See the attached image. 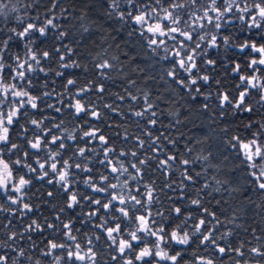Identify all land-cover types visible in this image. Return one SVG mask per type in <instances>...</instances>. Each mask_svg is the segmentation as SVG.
<instances>
[{
    "label": "snow or ice",
    "instance_id": "snow-or-ice-1",
    "mask_svg": "<svg viewBox=\"0 0 264 264\" xmlns=\"http://www.w3.org/2000/svg\"><path fill=\"white\" fill-rule=\"evenodd\" d=\"M105 3L106 10L111 9V12L117 13L118 19L123 23L127 32V37H135L134 45H139L144 50L140 56H132L131 59L134 60L142 56L143 59L149 61H153V58H155V64L165 61L171 69L166 71L165 75L181 88H184L185 83L190 84V87L187 88L189 94L195 93L193 99L197 96L203 97L202 108L204 110L211 107L209 99L212 92L201 91L209 82V77L199 75L197 68L203 71V64L207 63L212 66L217 63L211 58L205 61L203 57L209 54L207 49H217L230 43L225 39V35L230 32V29L237 26V21H242L244 28L254 29L237 46L238 51L244 54L242 56L246 61L244 68L264 72V34L260 32V29L264 28V0H252L251 8H248V0H243L242 3L237 5H229L226 0H212L211 5H203L206 9L203 15L199 12L195 13L190 26L188 25L189 14L185 11L187 6L179 4L178 0H105ZM193 3L201 4V0H193ZM57 6V3H53L54 8ZM178 9L184 12L183 16L180 15ZM33 19L39 20V17ZM179 25H186L192 30H185ZM205 25L214 29V34L208 40H204L201 36ZM225 25H228V28H225ZM19 27L20 31L14 36L11 34L5 36L3 31H0V46L3 47L0 58L6 62L3 67H0V190H4L6 193L4 197H0V200L6 201V203H0V212L9 213L13 216V219L17 216L26 217L34 211V206L29 202H25V197L28 195L27 190L33 182L41 180L50 185L55 182L65 194L64 206L59 208V213H64L66 209L79 208V215L85 217V223L96 218L98 222L94 223L93 227L102 230L106 234L107 240L115 245L116 252L120 254L119 256L113 255L112 260L121 261V257L126 254V250L134 251L132 241L142 242L145 234L155 238L152 243L157 240L163 241L161 223L155 217L159 216L163 219H168V217L162 211L154 212L152 206L160 203L158 191L167 196V193L164 192V188H167L174 194V196H167L169 200L183 201L187 197L188 207L192 210L185 211V207L175 204L171 205L167 211H174L176 214L182 215L185 223L192 219L193 215L198 217L196 228L202 230V239L199 243H210L212 245V248H205L204 252L212 251L220 256L235 253V256L231 258L232 264H246L243 258L248 253H254L261 260H264V245L249 248L246 240L237 244L234 239L223 242V246L221 243H217L218 239L224 241L225 236L233 237L234 233L230 231L218 235V230L225 226V222L234 223V221L228 218L221 221L217 212L207 206L205 199L210 193L204 191V189L210 188V185L202 184L199 188L194 189V196L188 195L189 182L192 184L197 183L201 173L197 171L195 175L192 174L194 162L189 158H185L183 153L177 156L171 154V150L164 151L165 146L161 143L162 140H167L173 146L177 144V140L169 139L168 136H163V134L154 135L151 129L147 127L149 124L155 126L158 123V120L155 119L158 113L152 111L154 103L149 99L150 92L146 91L142 94L144 106L140 110H135L132 104L139 102L141 95L133 94L128 89H124V95L120 93L109 94L116 100L126 102L127 110L131 112L132 116L139 118L136 121L138 126L140 120L146 122L143 126V132L148 139L145 141L139 135L136 136L139 141V148L143 149L147 143L148 152L163 153V158H160L159 155H148L147 152L141 156L139 151H117L110 144L111 138L106 137L99 126L89 124V118L93 120L104 118V114L102 115V112L97 110V102L101 101L104 94L107 93V86L103 81L112 79L110 71L113 65L107 61L103 64L94 63L93 68L96 70L94 74H98L100 79H89L86 84L81 85L75 92L70 91L68 86L77 85V80L69 78L62 85L63 92H56L55 89H52V91L33 94L30 89H33L34 85L29 74L42 72L45 77L48 76L49 71L54 72L57 77H63L65 74L56 69L43 67L42 61L55 58L58 67L63 68L65 71L69 68L83 67L84 71L87 72V65H82L79 61L71 58L76 53L70 44L53 47L52 51L57 54L55 57L50 55L49 51L40 49L39 44H37L40 37H47L51 29L60 27V25L54 23L53 19H47L39 25L32 22L22 23ZM68 35L64 31H58L55 40L63 41ZM257 36H259V39H257ZM237 40H240V38L237 37ZM12 41L17 42L16 47H20V41L24 42L23 58L19 54L10 53L9 50L12 47L10 42ZM75 43L78 44V41ZM197 53H199V57ZM123 55L128 56L129 54L124 52ZM235 58L236 56H233L234 60H236ZM9 60L11 63H8ZM123 67L124 64L121 60L120 68ZM232 71L237 73L234 79L240 82L235 85L238 95L234 96L232 92L217 89L218 100L215 106L224 111L216 112V116H226L231 109H235L237 113L243 110L247 114L253 111L251 107L244 106L249 102V89L256 86L255 77L251 72L247 77L239 75L238 73L242 71L239 62L233 64ZM147 79H151V77ZM128 82L129 84L135 83L131 80ZM215 83L220 85L221 81L217 79ZM42 87L46 89L48 87L47 83ZM89 94L96 95V102L88 98ZM53 95L57 98L55 102H51ZM65 97H68L67 103H65ZM41 103H44L47 109H51L56 113H61L65 107L68 108L69 115L79 118L78 120L83 121V124L89 125V127L76 128L75 133L72 135L67 133L57 134V132L61 133L62 131L63 120L49 125L46 124V121H54V117L42 115L40 118H35L30 115V110L40 113L44 111L40 106ZM57 104L61 106L57 107ZM99 107L124 117V112L114 103L100 104ZM20 117L27 118L25 124H20L19 127L24 129V133L31 132V137L26 139L25 143L28 148L34 150L32 153L24 151L22 155L25 158L31 157L33 163H25L28 160H21V154L14 151L19 148V144L13 142L9 126L16 124ZM26 125L32 127L28 128ZM252 127L253 125H249V128ZM261 128H264V125L257 126V129ZM223 131L226 132L228 129L224 128ZM114 135L119 134L114 133ZM122 139H128L126 130ZM67 141H77V144L73 148ZM81 141L83 142L82 146ZM93 141L99 143V148L89 147V144ZM227 143L235 150L239 158L242 157L241 163L248 169L246 173L248 181L260 193H264V131H250V138L247 139L242 135H232ZM70 148L72 154L64 158L65 153ZM187 151L191 152V149L187 148ZM34 154L36 155L34 156ZM40 155L43 156V160L39 159ZM99 155H103V159H94ZM12 156L16 158L12 159ZM76 156H80L85 162L83 166L80 161L74 159ZM127 156L134 159H122ZM33 164L36 166H33ZM96 164H99L101 168L93 166ZM153 165L155 170L160 171L165 176L166 183L159 189L155 186V181L144 182L145 177L141 175V173L152 171ZM74 170H79V172ZM131 170H134V172ZM81 173L87 174V182L83 184V187L88 189L87 192L81 191L79 187L82 179ZM122 173H127L132 181L140 185L136 188L135 193L132 192V187L129 185L128 200L116 191ZM170 173H178L179 180H169ZM137 176L139 180H137ZM238 190L229 189V191ZM213 191L219 192L221 189L217 188ZM201 193H204V196ZM54 195L53 191L47 192L48 197ZM9 203L17 207L8 210L7 205ZM216 203L219 204L220 201L217 200ZM35 207H38V205ZM85 208L89 209L86 213L84 212ZM137 212L142 214L137 215ZM200 213L203 215H200ZM131 224L137 226V231H128L127 236L130 237L128 239L125 238V227ZM9 225L16 228L12 220L3 225V228L5 226L9 227ZM236 227L239 228L240 226L236 225ZM75 231L78 230L75 229L71 218L68 222H65L60 215H57L55 222H52L49 217H45L42 223L38 222L37 219H32L29 223L24 224L23 232L17 229L11 234L10 238L15 239L17 234L24 238L25 233H27V238L32 240L31 234L33 233L42 236L44 232H49L52 239L44 245L46 248L55 251L65 248L64 243L58 244L55 242L56 234L59 233L60 236L76 241ZM245 232H247V229H245ZM261 232L262 235L257 236L255 230H253V239L258 243L264 239V229H261ZM86 235L87 233H85ZM176 235V232L171 234L174 239ZM95 239H101V236L96 235ZM92 243V239L87 240L86 252L81 251L79 242L75 243V250L67 252V259L72 261V264H77V262H80V264H97V254L92 247ZM198 250L199 245L192 253L191 264H197V260L199 264H213L211 259L205 260L204 255L200 254L198 256ZM146 257H159L160 260L170 261L171 264H177L178 260H183L181 251L167 255L162 250L153 252L145 247H142L139 253L135 255V260H143ZM10 260L11 256L0 253V264H8ZM121 264H133V261L131 259L123 260ZM185 264H189V262H185Z\"/></svg>",
    "mask_w": 264,
    "mask_h": 264
},
{
    "label": "clouds",
    "instance_id": "clouds-1",
    "mask_svg": "<svg viewBox=\"0 0 264 264\" xmlns=\"http://www.w3.org/2000/svg\"><path fill=\"white\" fill-rule=\"evenodd\" d=\"M57 0H53V3H56ZM90 2L98 3L99 0H90ZM243 0H226V3L229 5H237L238 3H242ZM39 3V0H0V31H3L5 36H9L10 34L14 36L16 33L20 31V24L27 23L30 18V13L35 10L36 5ZM53 3L51 7L47 9L49 14H52ZM179 4L186 5L185 11L188 12V25H191L192 20L194 19V15L196 12H199L201 15L205 12V8L203 7L204 4H212V0H201V4H194L193 0H178ZM67 6V7H66ZM214 6V5H213ZM100 7H103L100 4ZM252 7V0H248V8ZM67 8H72V0H64V3L61 4L59 12L56 13L57 19L59 16H66L67 23L64 26V32L68 33V38L71 39L73 42H77L82 40L86 46V53L87 55L84 57V64L87 65V72L89 74L94 73L96 70L93 68L94 63L103 64L105 61L109 62L113 65L112 70L110 71V76L112 79L108 80L111 81L113 85L117 83V78L119 82L124 86L125 89H128L129 92L135 93L136 95H142L146 90H142L140 86L137 84V80L140 79L139 76H136L135 79L132 78L133 75L136 73H145L151 79H154L156 76L159 77L160 80L164 81L165 84H168L167 76L165 75L166 71L171 70L168 66L165 67L167 64L165 61H160L159 64H155V58L153 61H149L141 59L139 61H133L131 59L132 56H140V54L144 51L139 45H134L135 37L123 38L122 41L118 40V37L122 36V33L119 29L124 28L123 23L118 19V15L116 12H111V9H104L100 15L93 18V14L91 12L85 11V7H80L78 10L67 11ZM78 11V14H77ZM180 15L183 16L184 12L179 10ZM111 12V14H109ZM43 15L40 13L36 17ZM199 23V22H197ZM237 26L232 28L234 31H230L225 35V39L230 43L222 45L217 49H207V52L210 53V50L214 51V55L211 59L217 61L215 65L209 66L207 63L202 65L203 71L200 68H197V72L199 75H207L209 77V82L206 84L207 88L210 92H212V84L210 81L215 77L216 74V66L219 65L223 68L224 72H229L234 74V77L237 73L232 71L233 64L236 60L233 59V56L242 57L244 54L238 51V45L242 42L241 40H237L238 31L240 34L243 33H250L247 28L243 27L242 21H237ZM58 25V24H57ZM179 27L184 28L185 30H192L190 27L186 25H179ZM111 28L112 35L108 31ZM225 28H228V25H225ZM199 30V29H196ZM261 34H264V28L260 29ZM214 34V29L210 28L208 25H205L204 31L201 32V36H203L204 40H208ZM259 39V36H257ZM99 41L97 43L96 41ZM250 43V41H249ZM127 49L129 60L123 61L124 67L120 68V56L125 52ZM3 51V47L0 46V52ZM199 57V53H197ZM203 59L207 61L209 58V54H206ZM250 59V58H248ZM6 62L0 58V67H3ZM135 65V66H133ZM143 65V66H141ZM244 68V64H241V69ZM63 69V68H61ZM72 69V68H69ZM255 77V88L249 89V96H248V104L244 107H251L253 109L252 112L248 113V115L241 121L245 130L256 132V131H264V128L255 129L249 128V125H264V72L254 71L253 69H247L238 73L239 75H244L247 77L249 73ZM96 77L98 80L100 79L99 75L97 74ZM135 81L134 84H129L128 81ZM107 82V81H104ZM240 83V82H239ZM172 84H175L177 88H180L174 81ZM190 87V84L185 83L184 89ZM139 90V91H138ZM220 91H224L223 88ZM233 95H238V90L235 89L232 91ZM124 95V94H121ZM188 95H195L191 93ZM211 96V97H212ZM215 100H218L216 92L214 93ZM117 101L113 97V103L120 107L121 111L127 114V104L125 103V107H121V103H117ZM125 102V101H120ZM137 103H133L132 107L135 108ZM209 103L211 107L201 113V116L206 117V124L209 131L205 135H196L195 136V143L191 147L188 145L187 148L191 149V152H186L184 155L194 162V165L199 163L201 168L200 172L201 176L200 179L204 181L203 184H208L211 187L204 189V191L209 192V196H213V193H227L228 197L231 198L232 201H235L237 198L233 195V193L237 191H229V189H238L233 185L238 182L241 178V174L243 169L240 168L238 165L234 164V161L239 160L240 164L241 159L237 156V154L233 151L229 144L227 143L228 140L231 139L233 135L230 131H223V127H221V121L227 122L229 119L236 116L237 111L235 109H231L226 116H216L212 115L213 110L216 112L224 111L215 106L212 103L211 98L209 99ZM108 111V110H107ZM102 115L104 114V109L101 110ZM109 113H112L108 111ZM239 113H244L243 110H240ZM168 115L175 121V127L177 131L180 133L181 136H186L187 134L184 132V129L188 127L189 123H194V121H188L185 123L183 119L179 118V110H170ZM74 118V117H73ZM135 116H133V122L136 123ZM79 118H74V120H78ZM214 125V127H213ZM76 128H69L65 123L62 125V131L60 134L67 133L69 135L74 134ZM193 136H188V139H192ZM177 140V144L179 140ZM128 146V141H125V147ZM17 154H21L24 151V145H19V148L14 150ZM189 153L191 154L189 156ZM36 154H34L35 156ZM115 155V154H114ZM229 155H231V159H229ZM21 160H24L23 156H20ZM39 159L43 160V156L40 155ZM76 161H80L82 166L84 165V161L80 156L74 157ZM97 159V157H94ZM124 160H133L134 158L131 156H127L123 158ZM227 161V163H226ZM25 163H30L29 161H25ZM51 163V161H49ZM94 167L96 165H93ZM209 170H212V173H209ZM235 171L236 175L233 176L232 172ZM39 174V173H37ZM81 185L87 182V174L84 175L81 173ZM243 179H247V177H243ZM137 180L139 177L137 176ZM37 182L43 184L44 181L36 180ZM130 182H133L127 173H122L120 175V180L118 182V187L116 189L119 195H123V197L128 200L129 199V185ZM11 183V181H9ZM221 189V191H213V189ZM57 189V191H59ZM84 191L87 192L88 189L84 188ZM111 191V189H109ZM257 193L259 191L255 189ZM134 193V190L132 189ZM6 194V193H4ZM55 198V197H53ZM259 203L256 204L257 216L261 223H264V216H261L260 213L264 212V194H261L259 197ZM86 203V201H85ZM175 205V203H172ZM181 206L187 208V202L181 201ZM228 207L231 209L230 213H226L228 219L233 220L234 223H227L225 222V231L218 230V235L224 234L226 232H232L237 229L236 225H239V228H243L244 231L246 227L243 224L237 223V218L240 216L245 215V208L247 207L246 204H240L238 206H233L232 203L228 204ZM7 209L11 210L12 207L10 204L7 205ZM74 210V209H69ZM168 219H164V222H167L171 219V225L165 229L163 223L160 224L162 229L163 241L157 240L155 243L149 241L151 237L148 234L143 236V241L145 243V248L151 249L153 252L156 251H163L167 255H171L170 252H176V249H180L181 251H187L188 248L195 246V250L199 245V253L204 255L207 253V257L205 260L211 259L213 264H221L222 258L220 255L214 254L212 251L202 252L201 249L205 248H212L210 243L200 244V240L202 239V230H198L196 228V224L198 223V217L193 215L192 219L188 220L186 223L183 222L182 215L176 214L174 211H168L167 216ZM228 225H232L233 227H228ZM16 229L14 227L9 228L5 226L4 228L0 229V251L8 250L4 252L5 254L9 255L10 252H15L14 256H11V260L8 264H72V261L67 259V252L73 251L74 244L79 242L81 244V251L86 252L87 249V240L92 239V247L95 248L97 254V264H111L110 260L105 259V252L101 251V248L96 247V243L94 242L93 238L96 237L97 233L95 231L88 232L87 235L85 234L80 237V239L76 241H71L70 238L66 237L64 242L65 248L64 249H57L53 251L52 249L46 248L45 245L41 247L43 244L42 241H32L26 237H24L25 242L21 244V237L17 234L15 239H11V234L15 232ZM51 231V230H49ZM129 231H137V226L131 228ZM176 232V238H172L171 234ZM27 234V233H25ZM61 238H64L61 236ZM231 236H225L224 241L217 240V243L227 242ZM71 241V244L68 243ZM95 241H100V239H95ZM59 244V243H58ZM150 244V247L147 246ZM35 245V246H34ZM104 242L101 241V247H103ZM264 245V243H258L255 239H253V243L251 247H259ZM250 248V247H249ZM106 251L108 255L111 256L112 260V253H117L115 248H112L111 245L107 246ZM257 256L254 253H248L244 256V261L246 264H252V261H255V264H264V260H257ZM236 259V258H234ZM124 260V257H121V261H117V264H121ZM177 264H180V260L177 261ZM191 264V262H189Z\"/></svg>",
    "mask_w": 264,
    "mask_h": 264
},
{
    "label": "trees",
    "instance_id": "trees-1",
    "mask_svg": "<svg viewBox=\"0 0 264 264\" xmlns=\"http://www.w3.org/2000/svg\"><path fill=\"white\" fill-rule=\"evenodd\" d=\"M53 3V0H39V3L36 5L35 10H33L30 13V18L27 22H32L36 23L37 25L41 24L42 22L46 21L47 19H53L54 23L60 25L59 28H53L51 31L48 33L47 37H40V39L37 41V44H39V47L41 50H47L50 52V55L55 57L57 54L52 51L53 47H60L61 44H70L71 47L73 48L74 52L76 53L75 55H72L73 60L79 61L82 65H84V57L87 55L86 53V46L85 43L80 40L78 41V44L73 42L71 39L68 37L65 38L63 41H58L55 40L56 33L58 31H64V26L67 23V18L66 16H59L57 19L56 13L59 12L60 6L62 3H64V0H57V7L52 9V14H49L47 12V9L51 7ZM100 4L103 5V7H100ZM67 7V6H66ZM80 7H85V11L91 12L93 14V18L96 16L100 15L101 12L104 11L106 8V3L105 0H99L98 3H93L90 2V0H72V8H67V11H73V10H78ZM40 13H43V15L40 16L39 20L33 19ZM78 14V11H77ZM122 33L121 37H118L117 39L122 41L123 38L127 37V32L124 28L119 29ZM110 33H112L111 28L108 29ZM230 31H234V29H230ZM237 37L240 38L242 41L245 36L250 35V33H243L240 34L238 31L236 32ZM112 35H115V33H112ZM43 41V43H41ZM99 43V41H96ZM12 47L9 50L11 54H19L23 58L24 54V42L20 41V47H16V41L10 42ZM63 51V49H62ZM125 52H127V49H125ZM214 55V51L210 50L209 53V58H211ZM120 59L122 61H128L129 56H125L121 54ZM141 57H137L133 61H139ZM236 62H239L241 64L246 63V61L242 57H236ZM8 63H11L9 60ZM42 66L48 69H56L61 72H64L63 77H57L55 76V73L52 71H49L48 76L45 77V74L42 72H37V73H32L29 74L31 79L33 80V85L34 88L30 89V91L33 92V94H40L44 91H52V89H55L56 92H63V84L66 82L67 79H75L77 80V85L72 86L69 85V90L72 92H75L77 88H79L81 85H84L87 83L89 79H94L98 80L96 75L94 73L89 74V72L84 71L83 67L81 68H72L68 69L65 71L64 69H61L58 67V64L56 62V59L53 58L48 61H42ZM135 66V65H133ZM143 66V65H141ZM168 65L165 64V67ZM242 71L247 70L245 68L241 69ZM136 76H139L140 79L137 80V84L140 86L142 90H146L150 92V97L149 99L154 103V108L152 111H155L158 113V116L155 117V119L158 120V123L153 126V125H147L149 129L153 132L154 135H161L163 136H168L169 139L176 138L179 140V143L173 146L172 144L168 143L167 140H162L161 143L165 146L164 151L167 152L171 150V154L179 156L180 153L185 154L187 152L186 145L191 147L195 143V136L196 135H205L209 131L207 128L206 124V117L201 116V113L207 110H204L202 108V104L204 103V99L202 96H197L195 99H193V96L195 95H188L189 90L184 89V88H177L175 84H172V80L170 77L167 78L168 84H165L164 81L160 80L158 76H156L154 79H147L148 76L145 73H136L135 75L132 76L133 79L136 78ZM219 79L221 81L220 85H217L215 81ZM54 81V82H53ZM8 82H14V81H8ZM47 83L48 87L45 89L42 87ZM103 83L106 84L107 86V93L104 94V97L101 101L97 102V110L101 111L102 109L99 107L100 104L104 103H113V96H111L109 93H120L124 94V86L119 82V79L117 78V83L113 85L111 81H107ZM212 84V91H213V96L210 97L211 101L213 104L216 103L214 93L216 92L217 89L223 88L224 91H229L232 92L235 90V85L239 83L237 79H234V74L229 72H224L223 68L220 67L219 65L216 66V74L215 77L210 81ZM201 91H209L207 86L201 89ZM194 93V92H193ZM135 94V93H134ZM195 94V93H194ZM90 100L93 102H96V95L95 94H89L88 97ZM56 96L53 95L51 98V102L56 101ZM68 102V97H65V103ZM131 102V101H129ZM117 103H121V107H125L126 102H120L117 101ZM41 108L44 109L42 113L40 112H35L34 110H30V115H33L35 118H40L42 115L43 116H50L54 117V121H46V124H51V123H59L60 120H63L64 123L67 125L69 128H79L83 126L84 128H88L89 125L83 124V121L81 120H74V118L69 115V109L64 108L61 113H56L55 111L51 109H47L45 107L44 103L40 104ZM61 105L57 104V107H60ZM144 102L142 99L139 100V103L136 105L135 110H140L143 108ZM179 110V118L183 119L185 123H188V121H194V123H189L188 127L184 129V132L187 134L186 136H181L180 133L177 131L175 127V121L168 115V112L170 110ZM212 115H216V111L213 110ZM247 113H236V116L229 119L227 122L221 121V127L228 129L233 135H242L244 138H250V131L245 130L241 121L244 120V118L247 116ZM26 117H20L18 119V122L12 126H9L10 128V136L13 140V142L19 144V145H24V151H28L30 153L34 152V150L30 149L27 147L25 141L26 139L31 137V132L24 133V129L20 128V124H25ZM139 118H135V120H138ZM89 124H95L99 126L102 130V133L106 137H110V144L114 146L117 151L124 150V151H139L140 155L143 156L146 152L148 155H159L160 158H163V153H156V152H148V145L147 143L145 144V147L143 149L139 148V141L136 139V136H140L142 139L147 141L148 137L146 134L143 132V126L146 124L144 120L139 121V126L137 123L133 122V116L131 112L127 110V114L124 113V117L119 116L117 113H109L107 109H104V118L101 120H93L89 118ZM171 125V127H169ZM258 125H253V130L257 128ZM26 127L31 128V125H26ZM214 127V125H213ZM125 130L127 131L128 134V139L124 140L122 139ZM55 131V130H54ZM119 134V135H114ZM57 134H60L57 132ZM188 136H193L192 139H188ZM125 141H128V146L125 147ZM68 144H70L73 148L76 146L77 141H67ZM81 146L83 145V142H80ZM89 147H97L99 148V143L97 141H93L89 144ZM23 151V152H24ZM235 152V150H233ZM23 152L21 153V156H23ZM72 154V149L70 148L66 153L65 157L67 158ZM191 154L189 153V156ZM185 156V155H184ZM12 159H15V156L11 157ZM27 159L30 163H33V160L31 157L25 158ZM185 158H187L185 156ZM231 155H229V159H231ZM7 159V157H6ZM97 159H103V155H99ZM123 159V158H122ZM242 159V157H240ZM227 163V161H226ZM235 165H238L240 168L243 169V172L241 174V178L238 180L237 183H235L233 186L237 187L239 190L233 195L237 198L235 201H232L230 197H228L227 193H213V196H207L205 199V203L207 206L213 210L216 211L217 214L219 215V218L221 221H224L227 216L226 213H230L231 209L228 207L229 203H232L233 206H238L240 204H246L247 207L245 208V215L240 216L237 218V223L243 224L247 232L244 231L243 228H237L234 231L233 237L230 239L236 240V243H240L241 241H247V247H251L253 243V230H255V234L257 236L262 235L261 229H264V223H261L258 216H257V211L258 209L256 208V204L259 203L258 197L261 194L264 193H257L255 191V188L253 185L248 181V179H243V177H246V173L248 169L246 168L245 165L240 164V161H234ZM33 166H36L33 164ZM127 166V165H126ZM96 168H101L99 164H96ZM194 171L193 175H195V172L200 171L201 168L199 166V163L193 166ZM102 170V169H101ZM76 172H79V170H74ZM134 172V170H131ZM209 173H212V170H209ZM31 175V174H29ZM81 175V174H80ZM86 175V174H84ZM145 177L144 182H150V181H155V186L157 189L160 187H163V185L166 183L165 176L162 175V173L158 170H155V166L153 165V170L150 172L146 173H141ZM232 175L235 176L236 172L233 171ZM168 179H176L177 181L179 180V175L178 173L176 174H169ZM204 181L202 179H198V182L195 184H192L189 182L190 187L187 190L189 196H194V189L199 188ZM130 185L132 189L135 190L137 187H140V185H137L134 181L130 182ZM80 190L84 191V187L82 185H79ZM59 186L55 184H47V183H39L36 180L33 182L32 186L29 187L28 195L26 196V202H29L34 206V211L33 213H29L26 217H19L17 216L15 219H13V216L10 215L7 212H0V229L3 228V225L8 224L9 220H12L13 225L16 226V230L18 229L19 231L23 232L24 230V224L29 223L32 219H37L38 222H43V219L45 217H49L52 222H55V218L57 215L61 216V219H63L65 222H68L69 218L74 222L75 229L78 231H75V235L77 236V239L79 240L81 236H83L85 233L95 231L97 235L101 236L100 241H95V238H93L94 242L96 243L97 248H101V251L105 252V259L110 260L111 264H117V261L111 260V256L108 255V252L106 251L108 245H112V242L107 240L106 234L102 232V230L97 229L93 227L94 223L98 222L96 221V218H93L91 222L85 223V217L79 215L80 209L76 208L74 210H69L66 209L64 213H59V208L64 206V193L60 189ZM75 190V187H74ZM141 190L143 191V188L141 187ZM48 191H53L55 193L54 196L48 197L47 192ZM179 191V190H178ZM164 192L167 193V196H174L172 191L170 189L164 188ZM5 192L0 190V197H4ZM160 196V203L155 204L152 206V210L155 211H162L164 212V215L167 216L168 211L167 209L172 205V203L177 204L178 206H181V201L172 199L169 200L167 196H165L163 193H160L158 191L157 193ZM202 196H204V193H201ZM55 197V198H53ZM214 197V198H213ZM219 200L220 203L217 204L216 201ZM184 202H187V197L183 200ZM210 201V203H208ZM0 203H6L5 200H0ZM10 204V203H9ZM38 205V207H35ZM55 206V207H54ZM12 208H16V205H11ZM139 207V206H137ZM194 208V206H192ZM192 208H185V211H190ZM89 211V209L85 208L84 212L86 213ZM104 215H107L106 213H102ZM137 215L142 214L140 212L136 213ZM119 215V213H117ZM200 215H203L200 213ZM261 216H264V212L260 213ZM157 221L160 223H163L165 229H167L172 221L169 219L167 222H164V219L162 217H155ZM136 225L131 224V225H126L125 227V238L130 239V237L127 236V232L135 227ZM228 227H233L232 225H228ZM9 228H12V225H9ZM221 231H225L226 228L221 227ZM28 234H25V237ZM32 235V240L40 242L42 241L43 244H41V247L47 243L48 240L52 239V236L50 235L49 232H44L41 235H37L36 233L31 234ZM138 235H140L138 233ZM154 237H150L149 241L154 240ZM66 240V237L61 238L60 234H56V243H64ZM101 241L104 242L103 247H101ZM25 242L24 238L21 239V244ZM68 243L71 244V241H68ZM260 243H264V239L260 241ZM132 244L134 246V251H127L126 254L124 255V260L131 259L133 261V264H171L170 261H162L160 260L159 257H146L143 260H135V255H137L142 247H145L144 241H132ZM221 245L223 246V242H221ZM147 246L150 247V244ZM115 245H112V248H114ZM87 250V249H86ZM95 250V248H94ZM195 250V246H192L188 248L187 251H181L180 249H176V251H181L183 260L180 261V264H185V262H191L192 261V253ZM8 250H3L0 251V253L7 252ZM201 253L203 252V249L200 250ZM246 251V249H245ZM170 254H174V252H170ZM15 252H10L9 256H14ZM111 255H116L119 256L120 254L117 253H112ZM198 256L200 253L197 254ZM235 256V253H229L226 256H221L222 262L221 264H232V257ZM204 257H207V253H204ZM257 260H261L259 257L256 258ZM77 264H80V262H77ZM103 264V262H101ZM197 264H199V261L197 260ZM252 264H255V261H252Z\"/></svg>",
    "mask_w": 264,
    "mask_h": 264
},
{
    "label": "flooded vegetation",
    "instance_id": "flooded-vegetation-1",
    "mask_svg": "<svg viewBox=\"0 0 264 264\" xmlns=\"http://www.w3.org/2000/svg\"><path fill=\"white\" fill-rule=\"evenodd\" d=\"M3 192H5L4 190H2ZM25 202H26V197H25Z\"/></svg>",
    "mask_w": 264,
    "mask_h": 264
}]
</instances>
